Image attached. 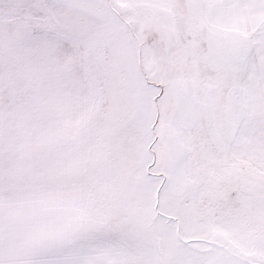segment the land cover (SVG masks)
<instances>
[{"label": "snow or ice", "instance_id": "1", "mask_svg": "<svg viewBox=\"0 0 264 264\" xmlns=\"http://www.w3.org/2000/svg\"><path fill=\"white\" fill-rule=\"evenodd\" d=\"M0 264H264V0H0Z\"/></svg>", "mask_w": 264, "mask_h": 264}]
</instances>
